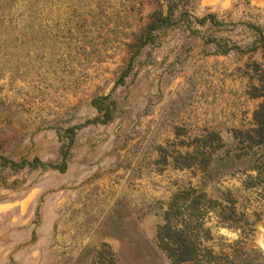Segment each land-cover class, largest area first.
<instances>
[{
	"label": "rangeland",
	"instance_id": "374dc122",
	"mask_svg": "<svg viewBox=\"0 0 264 264\" xmlns=\"http://www.w3.org/2000/svg\"><path fill=\"white\" fill-rule=\"evenodd\" d=\"M166 6L0 0V157L51 165L66 157L64 172L0 166V264H170L156 231L188 187L211 208L201 243L212 260L182 264H264L253 243L264 183L244 172L247 162L216 165L235 152V131L253 129L262 102L248 93L264 70V0H231L227 9L191 1L193 18L218 24L156 31L120 81ZM216 44L239 49L220 54ZM220 226L239 229L240 239L217 236Z\"/></svg>",
	"mask_w": 264,
	"mask_h": 264
},
{
	"label": "trees",
	"instance_id": "16d2710c",
	"mask_svg": "<svg viewBox=\"0 0 264 264\" xmlns=\"http://www.w3.org/2000/svg\"><path fill=\"white\" fill-rule=\"evenodd\" d=\"M184 1L186 5L181 6L178 1L167 0L166 13L155 18L147 26L139 44L130 57L127 68L120 75V81L127 76L129 65L139 51L144 46L154 42L156 31L170 28L181 21L188 23L194 21L199 25L207 22L211 25L218 24L213 15H207L199 19L193 18L187 5L194 0ZM233 49H239V47L216 44V52L220 54H226ZM248 94L252 98L262 99V102L253 113L254 127L250 131H235L233 133V139L236 142L235 152L232 155L224 153V156L216 159V165L222 163L220 166H225L230 162L231 164L239 161L247 162L248 165L244 172L256 171L257 182L264 183V70L258 80V85L251 86ZM101 102V99L96 98L92 100L91 105L102 114L103 121H106L109 118L108 109H103ZM62 156L61 163L57 165L45 164L37 158H33L30 162L24 160L13 162L0 157V166L12 170L29 167L50 168L64 172L66 170L65 153ZM209 167L210 162H205L202 165L201 172L204 176L208 173ZM225 197L227 200L229 199L228 194ZM207 202L204 193L192 187L178 191L169 201L163 214V223L157 228L156 240L158 248L164 252L170 264L189 263L198 259H205L206 262L212 260L211 252L203 247L201 243L203 234L208 231V229L204 230V216L211 209L206 205Z\"/></svg>",
	"mask_w": 264,
	"mask_h": 264
},
{
	"label": "clouds",
	"instance_id": "9594fccd",
	"mask_svg": "<svg viewBox=\"0 0 264 264\" xmlns=\"http://www.w3.org/2000/svg\"><path fill=\"white\" fill-rule=\"evenodd\" d=\"M213 3L220 4L222 3L225 9L231 7V0H213ZM256 173H253L255 175ZM234 184L238 185V181H233ZM209 216L213 219H217L213 212H209ZM216 235L223 237L228 242H235L240 239L241 231L239 229H232L220 226L216 230ZM255 248L262 254H264V224H257L256 233L254 238Z\"/></svg>",
	"mask_w": 264,
	"mask_h": 264
}]
</instances>
